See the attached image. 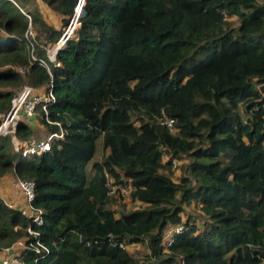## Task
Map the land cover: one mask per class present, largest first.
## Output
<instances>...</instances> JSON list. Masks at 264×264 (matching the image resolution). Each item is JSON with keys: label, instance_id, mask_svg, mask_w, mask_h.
I'll return each mask as SVG.
<instances>
[{"label": "trees", "instance_id": "1", "mask_svg": "<svg viewBox=\"0 0 264 264\" xmlns=\"http://www.w3.org/2000/svg\"><path fill=\"white\" fill-rule=\"evenodd\" d=\"M76 2L0 0V114L23 85L51 89L47 110L38 103L14 135L63 132L30 155L0 135V183L31 180L42 215L0 195V257L264 264V0H85L75 34L41 63V43L60 37ZM106 174L143 205L110 206Z\"/></svg>", "mask_w": 264, "mask_h": 264}, {"label": "built area", "instance_id": "2", "mask_svg": "<svg viewBox=\"0 0 264 264\" xmlns=\"http://www.w3.org/2000/svg\"><path fill=\"white\" fill-rule=\"evenodd\" d=\"M85 0H77L74 7L73 13L69 16V21L66 25L61 28L62 33L60 37L53 43H41L42 47L46 52V59H41L40 62L47 64V61H54L56 59V54L58 49L65 43V41L72 35L75 34L76 29L79 26V16L82 12V7ZM28 15V14H27ZM29 16V15H28ZM28 33L33 36V32L30 29ZM17 71L24 73L25 67L17 66ZM50 100H54V94L51 89L42 91L40 93L35 92L34 88L30 85H23L18 92L11 98V106L6 113L0 114V135H10L14 133L15 125L20 120V118H32L35 114V108L38 103H41L44 111L47 110L46 103ZM264 108V103H263ZM164 122L171 128L173 123L172 118H165ZM63 132L50 133L46 139H35L30 138L28 140H19L16 138L17 148L16 150L21 152L22 155L39 154L44 150L50 148V140L52 137L62 136ZM15 136V135H14ZM167 156H165L166 158ZM175 164V160H173ZM108 177V185L110 187V193L120 194L126 193L127 189L125 186H121L114 182L113 177ZM15 187L19 188L24 201L26 202L25 210H28L30 214L33 215V221L40 223L42 221L41 210H35L30 204V201L34 197V185L31 180H23L20 178H15L13 181ZM120 191V192H119ZM29 232L32 229L29 227ZM0 264H23L21 258L16 254H8L0 257Z\"/></svg>", "mask_w": 264, "mask_h": 264}, {"label": "rangeland", "instance_id": "3", "mask_svg": "<svg viewBox=\"0 0 264 264\" xmlns=\"http://www.w3.org/2000/svg\"><path fill=\"white\" fill-rule=\"evenodd\" d=\"M42 7V6H41ZM42 10L43 12L46 14V17L48 18V20H52L53 22H55L56 24H59L56 16L52 13V11H50L48 8L46 7H42ZM234 23L237 22V19L236 17H232ZM33 32V31H32ZM33 36H34V33H33ZM10 137H11V140H12V144H13V147L14 149L17 148V143H16V138L14 136V133H11L10 134ZM103 152L104 150L99 146L98 147V151L96 153V157L93 158V159H97V158H101L102 155H103ZM184 160H179L177 159V165L174 167V176H179L181 174V169L179 168V165H181V163L183 162ZM11 187V191H9L8 194L4 193L3 190L0 188V193H2L3 195V198L5 200H12L13 204H17L18 206L20 207H24L26 208V205L24 203V197L20 191L19 188L13 186V185H9V181L7 182V187ZM113 195V194H112ZM115 200L114 202H112L110 204V206H112L113 208H115L118 212H121V211H128L130 209H133V208H136V207H139L141 205H143L142 202H139V201H131L129 199V197L127 195H125V197H118V194H115ZM23 201V202H22ZM186 210L189 211V212H192L193 214H196L198 215V210L196 208V206L194 205L191 206H187L186 207ZM21 246L23 247L24 246V242L22 241V243L18 242L17 243V248ZM127 249H129L133 254H135L136 256L138 257H141V256H144L147 252H148V248L146 246L145 243H129L126 245ZM13 252L9 253V254H12Z\"/></svg>", "mask_w": 264, "mask_h": 264}, {"label": "crops", "instance_id": "4", "mask_svg": "<svg viewBox=\"0 0 264 264\" xmlns=\"http://www.w3.org/2000/svg\"><path fill=\"white\" fill-rule=\"evenodd\" d=\"M9 181V185H13V186H15L14 184H13V181H14V177H12V175H10V174H8L7 176H5V179H4V181L2 182V184L0 183V188L4 191V189H5V184H6V186H7V182ZM0 195L2 196L3 194L2 193H0ZM3 197V196H2ZM6 201H10V202H13L12 200H10V199H8V200H6Z\"/></svg>", "mask_w": 264, "mask_h": 264}, {"label": "water", "instance_id": "5", "mask_svg": "<svg viewBox=\"0 0 264 264\" xmlns=\"http://www.w3.org/2000/svg\"><path fill=\"white\" fill-rule=\"evenodd\" d=\"M58 50H59V49H58ZM12 250H13V249H12V248H10V249L8 250V252H9V253H11V252H12Z\"/></svg>", "mask_w": 264, "mask_h": 264}]
</instances>
